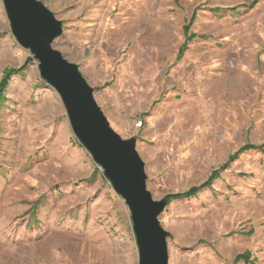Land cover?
I'll use <instances>...</instances> for the list:
<instances>
[{
	"label": "rangeland",
	"instance_id": "rangeland-1",
	"mask_svg": "<svg viewBox=\"0 0 264 264\" xmlns=\"http://www.w3.org/2000/svg\"><path fill=\"white\" fill-rule=\"evenodd\" d=\"M40 1L62 22L54 48L168 200L169 264H264V0ZM9 69L0 264H139L129 206L0 0V83Z\"/></svg>",
	"mask_w": 264,
	"mask_h": 264
},
{
	"label": "water",
	"instance_id": "water-1",
	"mask_svg": "<svg viewBox=\"0 0 264 264\" xmlns=\"http://www.w3.org/2000/svg\"><path fill=\"white\" fill-rule=\"evenodd\" d=\"M12 32L39 62L42 78L60 95L73 131L103 168L115 191L131 211L139 264H169L168 238L159 220L168 200H155L147 186L146 164L137 140L122 138L111 126L75 63L54 48L62 22L40 0H3Z\"/></svg>",
	"mask_w": 264,
	"mask_h": 264
},
{
	"label": "trees",
	"instance_id": "trees-1",
	"mask_svg": "<svg viewBox=\"0 0 264 264\" xmlns=\"http://www.w3.org/2000/svg\"><path fill=\"white\" fill-rule=\"evenodd\" d=\"M255 6V5H253ZM216 11H218V9H216ZM21 70H15V69H9V70H6L5 72V75H4V78L2 79L1 83H0V105L3 101V99L5 98L4 96V91L5 89L8 87V84H9V80H10V77L12 76V74L16 73V72H19ZM2 100V101H1ZM246 149V148H245ZM243 151H239L238 154H240L241 152H244ZM236 157V156H235ZM213 180V179H212ZM212 180L210 181H207L205 182L203 185H201L200 187H195V188H192L189 193H185V194H180L177 196V198L179 199H183V198H190V197H193L197 194V192H199L200 190L206 188L207 186H210V184L212 183ZM240 258H245L244 255H241Z\"/></svg>",
	"mask_w": 264,
	"mask_h": 264
}]
</instances>
